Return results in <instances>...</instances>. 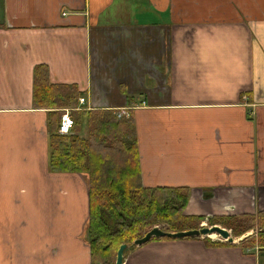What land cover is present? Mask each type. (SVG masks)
<instances>
[{"label": "crops", "instance_id": "0c3cea01", "mask_svg": "<svg viewBox=\"0 0 264 264\" xmlns=\"http://www.w3.org/2000/svg\"><path fill=\"white\" fill-rule=\"evenodd\" d=\"M38 65L51 83L76 85L80 107L127 109L141 185L188 187L185 215L264 211V0H0V188L43 179L52 217L67 224L81 212L76 238L90 261L87 180L48 171L47 110L32 102ZM248 235L153 238L123 264H264V249L239 244ZM66 236H53L54 252L70 251ZM41 251L26 250L19 228L0 234V264H61Z\"/></svg>", "mask_w": 264, "mask_h": 264}, {"label": "trees", "instance_id": "16d2710c", "mask_svg": "<svg viewBox=\"0 0 264 264\" xmlns=\"http://www.w3.org/2000/svg\"><path fill=\"white\" fill-rule=\"evenodd\" d=\"M83 96L76 85L51 83L47 66L34 68L33 107L47 110L48 169L81 174L87 180L90 264H115L120 245L135 248L134 241L154 227L170 233L198 230L204 220L231 230L236 238L257 227V242L251 237L239 244L264 249V211L255 216H187L188 187H143L131 115L117 118L113 110H87L78 104ZM65 109L73 125L70 134L61 135L58 128Z\"/></svg>", "mask_w": 264, "mask_h": 264}, {"label": "rangeland", "instance_id": "374dc122", "mask_svg": "<svg viewBox=\"0 0 264 264\" xmlns=\"http://www.w3.org/2000/svg\"><path fill=\"white\" fill-rule=\"evenodd\" d=\"M40 183V187L34 188L33 184L27 179V177L23 176L18 183L14 182L12 187L5 190V195L4 187L0 188V197L2 198L0 203V234L4 231V227L10 229H13L14 227L15 229L19 228L23 231L24 238L26 239V250H32V248H35L36 250V248L40 247L42 249V261H45L46 263L90 264L86 249L81 246V239L76 238L78 234L80 236L81 231L78 227V224H80L83 219L81 212L79 210L74 212L67 224H65L62 219L52 217L49 207L46 206L48 194H39V192L42 193L48 188L44 184L43 179H40ZM61 206V208H63V205ZM202 222H205V226L209 227L206 220ZM258 230L259 229L255 227L253 230H250L245 234L249 233L248 237H252L255 242H257ZM58 231L67 235L65 238L66 244L70 245L71 248H68L66 245H64V248L70 251L59 253V250H55L54 252L51 248V240ZM228 231L230 236L233 237L231 230ZM210 240L221 242V239L218 237ZM47 245L50 246L49 249H45V246ZM52 246L56 247V245ZM29 264L32 263L30 262Z\"/></svg>", "mask_w": 264, "mask_h": 264}, {"label": "water", "instance_id": "95a60500", "mask_svg": "<svg viewBox=\"0 0 264 264\" xmlns=\"http://www.w3.org/2000/svg\"><path fill=\"white\" fill-rule=\"evenodd\" d=\"M211 234H216L218 238L226 241L229 244L235 242V239L232 236H230L228 230L222 228L219 225H213L209 227H200L198 230H190V231H183L176 233L166 232L158 227H154L151 230H149L144 237L135 240L134 245L136 246L142 245L153 238H170V239H183V238H195V237L209 238L208 236ZM85 236H87L86 229H85ZM126 249H127L126 244H122L119 246L116 252L115 264H123V257Z\"/></svg>", "mask_w": 264, "mask_h": 264}, {"label": "built area", "instance_id": "2783aa9c", "mask_svg": "<svg viewBox=\"0 0 264 264\" xmlns=\"http://www.w3.org/2000/svg\"><path fill=\"white\" fill-rule=\"evenodd\" d=\"M67 13L66 12H62V16H65ZM78 104L79 105H84L85 104V99L83 97L79 98L78 100ZM116 116L117 118H122V117H126L127 116V109L122 108V109H117L116 110ZM72 119L69 115V110L65 109L64 110V114L61 116V120H60V124H59V128H58V133L61 135H68L71 133L72 130ZM206 223L202 222L200 224V227H206L205 226ZM221 242H225L224 240H220Z\"/></svg>", "mask_w": 264, "mask_h": 264}, {"label": "bare ground", "instance_id": "6f19581e", "mask_svg": "<svg viewBox=\"0 0 264 264\" xmlns=\"http://www.w3.org/2000/svg\"><path fill=\"white\" fill-rule=\"evenodd\" d=\"M215 237V238H217V236H216V234H211V235H209L208 237Z\"/></svg>", "mask_w": 264, "mask_h": 264}]
</instances>
